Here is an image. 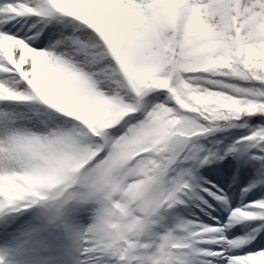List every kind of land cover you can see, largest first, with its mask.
I'll return each instance as SVG.
<instances>
[{
    "label": "snow or ice",
    "instance_id": "6c2138e0",
    "mask_svg": "<svg viewBox=\"0 0 264 264\" xmlns=\"http://www.w3.org/2000/svg\"><path fill=\"white\" fill-rule=\"evenodd\" d=\"M229 155L264 185V0H0V264H264L233 254L264 223L225 232L264 197L218 226L177 211L228 204L198 169Z\"/></svg>",
    "mask_w": 264,
    "mask_h": 264
},
{
    "label": "rangeland",
    "instance_id": "374dc122",
    "mask_svg": "<svg viewBox=\"0 0 264 264\" xmlns=\"http://www.w3.org/2000/svg\"><path fill=\"white\" fill-rule=\"evenodd\" d=\"M65 19L69 20L74 18L65 17ZM33 104H36L37 106L33 107L32 110H39L40 112L43 111L40 104ZM16 105L19 104H12L10 107L14 109ZM36 107H38V109ZM23 113L25 114V112ZM241 136H244L243 129L230 128L216 132L212 136L201 137L200 143H203L206 148L220 149L222 151L224 147L230 145L234 140H237ZM217 141L220 143L218 144ZM259 171L260 165L258 162L242 163L241 160L236 156L229 155L223 160H213L211 163L200 167L198 169V175L200 177L206 178L207 180H211L213 184L219 185L221 188H223L229 197L228 204H224L215 200L207 192H202L201 195L207 198L209 203L213 205L211 209H208V212H210L211 215L201 211V208L196 207V204H192L190 207L186 208L182 207L177 211L180 213V215L188 219H198L202 223L212 226L223 225L229 220L231 211L236 207L248 205L249 201H255L261 197H264V185H258L247 193L242 191L246 185L258 178ZM206 187L211 188L212 185H206ZM213 191H216V189L213 188ZM196 203L201 204V207L203 208H207V205H203L200 201H197ZM252 207L258 206L253 205ZM213 216L218 217V219H213ZM173 219L174 217L170 216L168 222L171 223ZM84 223H87L86 215ZM261 223H264V216L241 218L226 228L225 232L229 238L233 236H244L246 234H250L251 231ZM261 237H264V231H261L253 241L256 242V240H259ZM202 246L213 248L219 247V245L208 243H205ZM259 246L264 247V241ZM234 250L237 251V254H241L244 251H255L257 248L252 247V243H249L244 245L242 248H237Z\"/></svg>",
    "mask_w": 264,
    "mask_h": 264
},
{
    "label": "bare ground",
    "instance_id": "6f19581e",
    "mask_svg": "<svg viewBox=\"0 0 264 264\" xmlns=\"http://www.w3.org/2000/svg\"><path fill=\"white\" fill-rule=\"evenodd\" d=\"M17 19H18L19 23H16L15 21L13 22L15 24V28L13 30L15 31L18 28V29H20L21 32H23V31L27 30L28 25L32 24L35 20L40 19V17L33 14V15L25 16V17H19ZM66 21H67V19H65V18L63 21L56 20L53 23L48 24L45 30L50 31L53 28L62 27L63 23ZM41 23H43L42 20H41ZM35 106H37V105L36 104H31V105L19 104V105H16L14 107V110H16L17 112H22V113L25 112V114H28L29 116H31V115H33L32 108ZM36 108L38 109V107H36ZM36 111L40 112L39 110H36ZM258 241H260L259 245H261L263 243L261 238L259 240H256V242L251 241L252 247H253V245H257ZM259 245H258V247H260ZM233 254H237V251L233 250Z\"/></svg>",
    "mask_w": 264,
    "mask_h": 264
},
{
    "label": "trees",
    "instance_id": "16d2710c",
    "mask_svg": "<svg viewBox=\"0 0 264 264\" xmlns=\"http://www.w3.org/2000/svg\"><path fill=\"white\" fill-rule=\"evenodd\" d=\"M258 121H256L255 118H253L251 121H249L250 124H254V123H257ZM240 122H238L239 124ZM233 129H243V135H247L248 132L250 131V128L249 127H240V126H235V127H232Z\"/></svg>",
    "mask_w": 264,
    "mask_h": 264
}]
</instances>
